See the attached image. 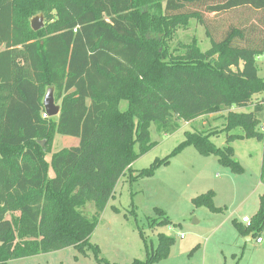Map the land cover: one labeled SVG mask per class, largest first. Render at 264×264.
<instances>
[{"label": "trees", "instance_id": "16d2710c", "mask_svg": "<svg viewBox=\"0 0 264 264\" xmlns=\"http://www.w3.org/2000/svg\"><path fill=\"white\" fill-rule=\"evenodd\" d=\"M138 1L0 0V264L67 248L82 255L91 250L97 261H104L90 238L118 182L125 176L129 183L150 178L186 148L241 173L232 147H215L209 141L212 133L186 132L167 157L133 175V163L156 146L150 140L151 124L172 134L178 121L252 108L229 112L219 132L227 134V144L235 139L262 144L264 187V107L252 103L254 96L264 95L256 66L264 55V34L254 41L245 29L230 28L215 41L206 31L210 48L205 52L195 40L179 45L176 55L163 48L189 21L203 25L201 14L190 12L191 7L211 1L205 10L214 15L239 9L259 12L264 0H154L157 17L148 28L134 11ZM39 14L44 27L34 32L29 18ZM49 89L59 102L55 118L42 117ZM236 129L241 133L231 134ZM53 134L79 143L52 154L47 162ZM213 196L199 195L191 204L217 213ZM87 204L94 209L89 217L80 210ZM154 212L162 219L157 226L171 224L164 211ZM232 223L241 236L261 238L264 192L248 226ZM173 245V238L159 233L156 248L144 261L131 264L164 260Z\"/></svg>", "mask_w": 264, "mask_h": 264}, {"label": "rangeland", "instance_id": "374dc122", "mask_svg": "<svg viewBox=\"0 0 264 264\" xmlns=\"http://www.w3.org/2000/svg\"><path fill=\"white\" fill-rule=\"evenodd\" d=\"M148 1L139 0L134 9L140 14L141 26L147 28L157 17L155 1L152 0L151 4ZM209 4L212 2L204 1L189 8L190 12L201 14L203 25L191 20L186 29L178 28L164 43L163 48L169 54H179V45L190 44L192 40L196 41L201 52H205L210 48L206 31L215 41L221 40L230 28L245 29L254 41L260 38L261 33L264 34V11L239 9L214 15L205 10ZM256 66L258 76L264 79V55L256 59ZM262 100L264 95H256L252 103ZM55 104L58 106L59 102ZM125 107L124 102L120 103V110ZM251 110L250 107L224 109L189 123L178 121L179 128L172 134H165L156 124H151L150 140L156 146L133 163V175L148 168L155 159L167 157L184 140L186 132L212 133L209 141L215 147H232L233 159L240 165L241 173L235 174L220 166L214 156L202 157L194 148H188L172 158L168 166L156 170L152 178L134 183H129L127 176L121 178L115 187L113 200L101 214L90 238V243L98 248V259L110 264L144 261L156 248L157 235L161 233L173 238L174 245L168 258L153 264H264V229L260 234L262 244H257L251 236H241L232 223L233 220L241 223L242 218L251 219L257 212L259 196L264 192L260 183L262 144L254 139H235L227 144V134L219 132L224 128L229 112L247 113ZM262 122L260 119L259 126ZM240 133L239 129L231 132ZM75 141L79 143L76 138L53 134L46 161L49 162L52 154L72 146L70 144ZM40 144L45 146L43 141ZM48 177H52L50 169ZM208 192L214 194L213 205L220 209L217 213L191 204L192 198ZM156 208L165 212L170 225L157 226L162 219L155 214ZM80 210L88 217L94 213L91 204ZM180 235L184 238L180 239ZM104 261H97L91 250L82 255L74 248H67L13 260L9 264H104Z\"/></svg>", "mask_w": 264, "mask_h": 264}, {"label": "water", "instance_id": "95a60500", "mask_svg": "<svg viewBox=\"0 0 264 264\" xmlns=\"http://www.w3.org/2000/svg\"><path fill=\"white\" fill-rule=\"evenodd\" d=\"M44 27V18L42 14L33 17L30 20V28L34 32L40 31ZM43 108L48 118H55L59 114V106L54 102L52 89L47 90L43 98Z\"/></svg>", "mask_w": 264, "mask_h": 264}, {"label": "built area", "instance_id": "2783aa9c", "mask_svg": "<svg viewBox=\"0 0 264 264\" xmlns=\"http://www.w3.org/2000/svg\"><path fill=\"white\" fill-rule=\"evenodd\" d=\"M259 104H261L264 107V100H262ZM42 117L43 118H47L46 114H43ZM241 224L242 225H245V226H248L250 224V219H248V218H242ZM179 238L180 239H183L184 236L183 235H180ZM261 242H262L261 238L256 239V243L257 244H260Z\"/></svg>", "mask_w": 264, "mask_h": 264}, {"label": "crops", "instance_id": "0c3cea01", "mask_svg": "<svg viewBox=\"0 0 264 264\" xmlns=\"http://www.w3.org/2000/svg\"><path fill=\"white\" fill-rule=\"evenodd\" d=\"M200 118H201V117H200ZM76 139H77V138H76ZM69 143H70V142H69ZM70 145H72V146H70V147H76V146L78 145V143H77V141H75V142L71 143ZM70 147H68V148H70ZM189 148H190V147H189ZM186 149H188V148H186ZM186 149H185V150H186ZM185 150H184V151H185ZM184 151H182L181 153H183ZM181 153H180V154H181ZM180 154H179V155H180ZM177 156H178V155H177ZM153 176H154V175H153ZM153 176H152V177H153ZM152 177H150V178H152ZM248 237H250V236H248ZM250 238H251V237H250ZM260 244H262V242H261Z\"/></svg>", "mask_w": 264, "mask_h": 264}]
</instances>
